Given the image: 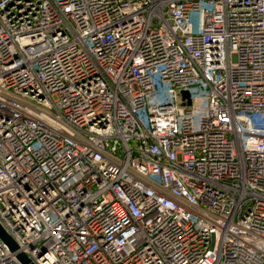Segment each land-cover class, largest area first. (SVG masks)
<instances>
[{
    "label": "built area",
    "instance_id": "2783aa9c",
    "mask_svg": "<svg viewBox=\"0 0 264 264\" xmlns=\"http://www.w3.org/2000/svg\"><path fill=\"white\" fill-rule=\"evenodd\" d=\"M0 227V264H264V0H0Z\"/></svg>",
    "mask_w": 264,
    "mask_h": 264
},
{
    "label": "water",
    "instance_id": "95a60500",
    "mask_svg": "<svg viewBox=\"0 0 264 264\" xmlns=\"http://www.w3.org/2000/svg\"><path fill=\"white\" fill-rule=\"evenodd\" d=\"M183 97L188 98L186 104H190L189 100V93L188 91H182L181 92ZM0 239L8 246L10 251L17 250L18 246L14 242V240L5 233V231L0 227ZM16 258L22 263V264H34L30 261V259L22 252H19L16 254Z\"/></svg>",
    "mask_w": 264,
    "mask_h": 264
},
{
    "label": "rangeland",
    "instance_id": "374dc122",
    "mask_svg": "<svg viewBox=\"0 0 264 264\" xmlns=\"http://www.w3.org/2000/svg\"><path fill=\"white\" fill-rule=\"evenodd\" d=\"M190 20L194 23V25H196L197 24V19H196V17H195V15H191L190 16ZM200 115H197L196 117H195V119H194V127H196V124L198 123V121L200 120Z\"/></svg>",
    "mask_w": 264,
    "mask_h": 264
}]
</instances>
